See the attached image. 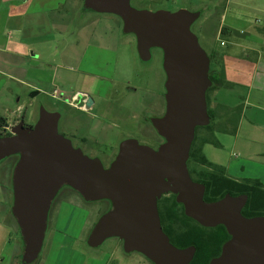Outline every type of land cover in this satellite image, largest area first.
<instances>
[{"label": "water", "instance_id": "water-1", "mask_svg": "<svg viewBox=\"0 0 264 264\" xmlns=\"http://www.w3.org/2000/svg\"><path fill=\"white\" fill-rule=\"evenodd\" d=\"M84 10L119 16L124 32L136 36L142 61H150L154 49L162 50L166 111L151 123L164 142L153 148L135 138L124 140L107 168L60 133L59 112L42 107L32 127L22 118L11 135L0 137V163L19 156L12 173V215L23 242L21 264L39 259L52 203L64 186L86 202L111 204L89 234L91 248L118 238L125 253H140L153 264H191L196 247H176L162 226L158 202L173 194L187 217L205 228L227 230L230 239L210 264H264V217L243 215L249 196L227 194L207 202L206 186L189 171L196 129L211 124V59L192 30L201 12L138 10L132 0H84ZM89 102L90 108L92 97Z\"/></svg>", "mask_w": 264, "mask_h": 264}, {"label": "rangeland", "instance_id": "rangeland-1", "mask_svg": "<svg viewBox=\"0 0 264 264\" xmlns=\"http://www.w3.org/2000/svg\"><path fill=\"white\" fill-rule=\"evenodd\" d=\"M132 6L138 10H148L154 12L158 10H168L175 12L180 9H186L190 12H201V17L193 25L192 30L198 36L202 47L205 50L208 49L209 51L211 50L212 43H215V40L218 42L213 28L214 26L216 27L220 22L221 15L225 12V9V14H227L229 18L239 20L240 22L245 21L251 23V31H253L252 35H258L257 38L262 37L260 36L259 31L262 29L264 30V0H132ZM72 9L73 7L70 6L69 3L66 7V11L64 12H67V14L63 13L62 18L59 16L60 13L52 14L51 18L53 19L54 24L57 18L67 19V25L64 27V29L67 28L66 30L68 31L62 34L58 31H55L54 28V31L51 33L53 36V53L49 56V59H46V57L43 56L42 59L46 62H38L32 65L33 67H36L38 71L40 68L37 66H42L41 69H43L44 73L38 72L37 74H42L46 77V75L50 76V71L51 74L53 72L56 73L58 68L57 66L60 65V63L63 64L64 62L63 55L68 56V58H65L66 62L67 60L71 59V54H73V52L68 53L71 50L77 53L79 60L87 51L85 54L87 59L89 60L95 56V61H97L98 64L101 61L102 66L99 67L96 64L94 66L86 65L85 68H83L84 71H90L93 74H99L112 78L114 75H117V71L128 75L133 69L132 82L125 84L116 81L113 83L110 79H108V83H113L116 85V87L121 89V93L114 97L115 100L120 102L116 107V112L108 116L114 117L121 112L125 116H128L127 109L124 107H127V105H129L131 102L138 105V102L143 104V102L148 101L149 104L154 103L155 108V101H157V89H160V87L163 85L164 92L166 91L165 83L167 77L163 68L162 50L154 49L152 51V59L148 62H144L140 59L138 54L136 36L134 34H127L124 32V24L119 16L114 14H101L94 11H85L82 6H79V16L77 20H73L74 18L72 17ZM208 18H210L211 25L209 26V31L206 35L201 29V26L202 23H204ZM245 28L244 30H249ZM78 38L79 41H81L80 45L76 44ZM222 39L223 38L221 37L220 40ZM124 42H126L127 45L124 44ZM262 42L258 41L256 45L260 52L264 54V41ZM64 45H69L71 49H68L69 51L67 52L65 49H63ZM88 45L92 47L90 48ZM129 46L131 48H129ZM62 49L64 53L62 52ZM129 49L134 50L135 59L133 62L128 59ZM32 56H34L32 59H38L41 55L37 54ZM75 56H73L74 59L76 58ZM78 58H76V60ZM116 60L119 65L116 64ZM108 62H110V66H106ZM31 73H36V71H32ZM30 76L31 77H29L28 80L29 83L38 84L42 89L40 90L41 93L34 97L31 96L32 93L38 90L17 84L8 76L0 75V114L9 119L10 126L16 124L22 118L30 124H36L39 119V114L42 107L50 112L56 110V112L59 113L67 109V107L64 106L65 103L50 96L49 93H52L56 88H53L50 84L45 82L49 80L48 77L40 78L39 76L33 74ZM61 77L58 80L57 86L60 87L59 90L64 94L63 79L61 80ZM89 81L95 82V84L100 82V84L105 89L108 87V83L104 80L90 78ZM83 87L89 89L91 86L89 82L85 81ZM127 87L128 89L126 91ZM131 87L140 88L139 93L137 95L131 94L129 91ZM79 89H82V87L79 86ZM76 91L70 93L68 92V94L72 95ZM221 91H224V89ZM214 94L215 92L212 94V98ZM238 94L242 96L241 92ZM257 96L259 95H254V99ZM218 98L219 100L223 99L221 93L219 94ZM234 99L237 98H232V100L224 99V101L230 105L235 103ZM257 103H262V105H260L261 108L257 109L253 107L250 108L248 112H246V117L250 120H244V132H242V136L254 138L256 143L249 144L244 139V137H241L239 145L240 147L253 145L255 146L256 151L264 153V129L259 128L255 132H246L248 131L246 128L250 126L248 124L254 119L256 122H258L259 126H264V95H262L260 99L257 100ZM120 105H123L124 107H120ZM19 106L21 107L20 110H18ZM240 106L243 107V105ZM103 112L106 113V111ZM103 112H101L100 115L103 114ZM164 112L165 106L163 109L159 108L156 112H150L149 116H157L158 114L162 115ZM90 117L93 119L99 118V116L96 114ZM88 120L89 118H81L80 123H86ZM76 122H79V120L75 121V123ZM84 126L87 125L84 124ZM59 131L61 134L63 133L61 132L62 129L60 126ZM70 133H72V135L67 133L66 137L73 141V144L76 148L82 149L84 154L91 158H99L107 168L110 166V162L118 154L119 146L124 140L135 138L143 145H148L153 148L158 146L156 143V141H158V136L151 127H149V131L146 132L148 133L147 136L141 132ZM220 134L223 133H217V139L218 137L221 139ZM74 137L78 138L79 140L82 139V137L85 139L94 140L96 137L97 142L93 141V143H97V146L93 148L91 147L92 149L89 147L83 148V146L80 145L78 140L76 141ZM152 139H154V141ZM259 157L260 158L254 160L255 164L252 165V168L257 173L264 175V164L261 163L262 161L264 162V156ZM11 166H14V162L12 160L0 163L1 172L3 173L5 168H10ZM2 175L3 174H1V178ZM78 198L81 201L82 207H73L72 204H66L61 208L60 215L58 216V218H60L59 226L61 227V230L64 232L66 231L67 235L70 237L69 240H64L63 238L58 240L60 243L58 247L62 245L63 251L60 252L59 250L51 254V245L54 242L56 230L55 211V214L53 213L51 216L50 226L46 234L43 250L35 264H149L147 259L140 253H125L123 249V242L118 238L108 239L98 248L89 247L87 242L89 234L101 215H103V213L108 210L109 205L106 202L86 203L80 197ZM75 201H77L76 198L73 202ZM74 205L77 204L74 203ZM20 240L22 252L23 242L21 233ZM117 258L118 260H116ZM121 258L123 260H121Z\"/></svg>", "mask_w": 264, "mask_h": 264}, {"label": "crops", "instance_id": "crops-1", "mask_svg": "<svg viewBox=\"0 0 264 264\" xmlns=\"http://www.w3.org/2000/svg\"><path fill=\"white\" fill-rule=\"evenodd\" d=\"M69 3L70 6L73 7V20H77L79 16V6H82L84 9V0H0V75L8 76L17 84L28 86L31 89L38 90L39 94L41 93V87H39L38 84L29 83L28 80L29 77H31V74L39 76L40 78L45 77L42 74H37L38 72H44L43 69H41L42 66H37L40 68L38 71L36 67H33L32 65L38 62H46L42 59L43 56H45L46 59H49V56L53 53L54 46L51 33L54 31V28L55 31L62 34L68 31L66 30L67 28L64 29L67 25V19L57 18L54 24L51 16L54 13H60L59 16L62 18ZM225 12L222 13L220 22L216 27L214 26L213 30L219 42L218 43L217 40H215L216 47L225 53L224 64L226 76L227 80L233 85V87L224 89V91L219 90L215 92L212 98V105L223 104L228 107L243 105L244 111L237 134L235 136L220 134L221 139L218 137V140L221 147L217 148L213 145H206L204 147V153L209 161L224 168L230 178L237 181L254 179L259 180L264 184V175L257 173L252 168V165L255 164L254 160L260 158L259 156H264V153L256 151V148L253 145L243 147H240L239 145L241 137H244L242 136V132H244V120L249 119L246 117V112L253 107L260 109V105H262V103H257V100L264 95V54H262L257 48L256 43L258 41H264V30L262 29L259 31V34L262 37L257 38L258 35H252L253 31H251V23L245 21L240 22L239 20L229 18ZM64 14H67V12ZM210 18L206 19L201 26V29L206 35L209 31L208 28L211 25ZM245 27L249 30H244ZM223 29L227 30L228 37L220 40ZM245 36L247 37L244 38ZM221 42H225V45L222 46ZM76 44H81L79 38L77 39ZM124 44L127 45L126 42H124ZM68 46L69 45H64L63 48L67 52L69 51L68 49H71V47ZM89 47L91 48L92 46ZM129 48L131 47L129 46ZM71 52H73V54H71V59L66 62L65 58H68V56L63 55V64L60 63V65L57 66L56 73L53 72L51 74L50 71V76L46 75L49 80L46 79L48 81L45 82L50 84L53 88L59 89L60 87L57 86V84L59 78L62 76L61 80L63 79L64 94L76 90L82 91L93 98V103L91 113H86L82 111H73L64 101H62L65 103L64 106L67 107L66 110L60 112V127L64 134L68 133L69 135H72L70 132L139 133L142 114L144 112H156L162 107L164 97L163 85L160 89H157L155 108L154 103L149 104L148 101L143 102V104H140L137 101L138 105L131 102L127 107L120 105V107L127 109L128 116H125L122 112L114 117L108 116L116 112V107L120 103L115 100L114 97L121 93V89L116 87L113 83L116 81L125 84L132 82L133 69L128 75L117 71V75H114L112 78L93 74L90 71H84L83 68H85L86 65L94 66L95 64L101 67V61L98 64L97 61H95V56L88 60L85 56L87 51L80 60L76 52L71 50L68 53ZM37 54H40L41 56H39V58L37 56L38 59H32L34 57L32 55ZM73 56L78 59H74ZM134 57V50L129 49L128 59L133 62L135 59ZM116 64L119 65L117 60ZM110 65V62H108L106 66ZM32 71H36V73H31ZM90 78L104 80L107 83L108 79H110L113 83H108V87L105 89L100 82L95 84V82L89 81ZM85 81L89 82L91 86L89 89L83 87ZM79 86H81L82 89H79ZM127 89L128 87L126 88V91ZM139 89L140 88L137 87H131L129 91L131 94L137 95ZM240 92L242 93V96L238 94ZM220 93L222 94L223 99L219 100L218 96ZM254 95H259L260 97L257 96L254 99ZM235 97L237 98L234 99L235 103L230 105L224 101V99L232 100V98ZM88 104H91V102L88 101ZM20 109L21 107L19 106L18 110ZM103 111H106V113ZM101 112H103V114L100 115ZM95 114L98 115L99 118L93 119L90 117ZM0 116L3 115L0 114ZM81 118H89V120L86 123H80ZM77 120H79V122L75 123ZM84 124L87 126H84ZM248 125L250 126L246 128L248 129L246 132H255L259 128L264 129V126H259L255 119L251 120ZM74 138L76 141L78 140L83 148L89 147L92 149L97 146V143H93V141L97 142L96 137L94 140L85 139L83 137L80 140L76 137ZM244 139L249 144L256 143L254 138L244 137ZM261 163L264 164L263 161ZM11 169V167L5 168L3 173L0 169V264H19V256L22 253L20 229L19 227H15L12 218L13 194ZM1 174H3L2 178ZM61 238L64 240L70 239L66 231L64 234H58L56 232L54 235V242L51 246V254L59 250L60 252L63 251L62 245L58 247V245H60L58 240ZM118 258L116 260H118ZM121 260L123 259L121 258Z\"/></svg>", "mask_w": 264, "mask_h": 264}, {"label": "trees", "instance_id": "trees-1", "mask_svg": "<svg viewBox=\"0 0 264 264\" xmlns=\"http://www.w3.org/2000/svg\"><path fill=\"white\" fill-rule=\"evenodd\" d=\"M226 31L225 29L222 30V38L228 37ZM215 43H212L210 51L206 50L211 59L210 79L212 86L207 92L211 124L196 129V136L188 161L189 171L195 182L206 186L205 201L214 202L224 198L227 194L233 196L246 194L249 196V200L243 209V215L247 218L264 217V184L254 179L237 181L230 178L224 168L209 161L204 153L206 145H213L217 148L221 147L217 139V133L232 136L237 134L244 111L242 106L228 107L223 104L212 106V94L214 92L233 87L226 76L225 53L219 50ZM8 127L9 119L0 116V137L11 135L7 131ZM149 127L155 132L151 124H149ZM142 133L145 136L148 135L146 132ZM155 133L158 136L156 143L158 145L163 143L164 140L157 132ZM152 140L154 141V139ZM11 160L14 162V166H11L13 170L19 160V156L10 157L6 161ZM172 197L176 208L174 207L171 210L161 208L159 211L165 233L178 248H188L189 246L197 248V253L191 264H209L212 258L221 253V247L230 239L227 230L223 226L217 228L202 227L196 221L187 217L183 205L176 201L175 195L172 194ZM12 218L15 227L18 228L15 218L13 216ZM166 226L169 230L166 229ZM179 241L182 243H179ZM19 264H21L20 256Z\"/></svg>", "mask_w": 264, "mask_h": 264}, {"label": "flooded vegetation", "instance_id": "flooded-vegetation-1", "mask_svg": "<svg viewBox=\"0 0 264 264\" xmlns=\"http://www.w3.org/2000/svg\"><path fill=\"white\" fill-rule=\"evenodd\" d=\"M84 93V92H82V91H76L75 93ZM74 93V94H75ZM165 93H166V91L164 92V97H163V103H162V109H163V107L165 106V111H166V100H165ZM86 94V93H85ZM73 95V94H72ZM72 95H70V94H66V98H65V103L70 107V109L71 110H73V111H82V112H86V113H91V108H92V106L89 108L88 107V101H89V97H91L90 95H88L87 94V100L85 101V102H83L82 103V100H79V101H77V102H75V104L76 105H78V107L77 108H73L72 107V105H71V102L69 101V98L72 96ZM81 107H83V108H81ZM52 112H56V111H52ZM165 114V112L162 114V115H155V116H149V112H144L143 114H142V116H141V124H140V129H139V132H148L149 131V124H151V126H153L152 125V123H151V119L152 118H160V117H162L163 115ZM24 120V122H25V126L26 127H32V126H34L35 124H30V123H28L27 121H25V119H23ZM22 121V119L19 121V122H17L16 124H14V125H12V128L13 127H15V126H17L20 122ZM59 126H60V123H59ZM154 128V127H153ZM154 130H155V128H154ZM61 132H63V130L61 131ZM155 132H157L156 130H155ZM64 136H66V134H64V133H62ZM73 142V141H72ZM160 145V144H159ZM158 145V146H159ZM157 146V147H158ZM157 147H155V148H157ZM117 156V155H116ZM116 156H115V158H116ZM115 160V159H114ZM113 160V161H114ZM112 161V162H113ZM111 162V163H112ZM78 197H80L83 201H85L84 199H83V197L78 193V192H76L75 190H73L71 187H69V186H64L61 190H60V192L58 193V195H57V197L55 198V200L53 201V203H52V206H51V209H50V213H49V222H48V229H49V226H50V220H51V216H52V214L54 213L55 214V211H56V215H55V222H56V230H55V233L57 232L58 234H64L65 232L64 231H62L61 230V227L59 226V221H60V218H58V216L60 215V211H61V208L64 206V205H68V204H72V206L73 207H82V204H81V201H80V199L78 198ZM77 199V201H75V202H73L74 201V199ZM86 202V201H85ZM101 202H107V201H101ZM101 202H99V203H101ZM74 203L75 204H77V205H74ZM86 203H89V202H86ZM108 203V205H109V208H108V210L107 211H109L110 209H111V204L109 203V202H107ZM175 207V203L173 202V197H172V194H169V195H164L160 200H159V202H158V209H159V211L161 210V208L162 209H165V208H168V210H171V209H173ZM176 208V207H175ZM106 211V212H107ZM105 212V213H106ZM57 218H58V220H57ZM166 229L167 230H169L168 229V227L166 226ZM48 232V231H47ZM179 243H182V242H180L179 241ZM52 246V245H51ZM189 247H191V246H189ZM223 247V246H222ZM222 247H221V251H222ZM180 249H185V248H180ZM197 249V248H196ZM196 253H197V251H196ZM221 254V253H220ZM219 254V255H220ZM218 255V256H219ZM218 256H216V257H218ZM216 257H214V258H216ZM146 258V257H145ZM147 259V258H146ZM213 259V258H212ZM211 259V260H212ZM194 260V259H193ZM211 260H210V262H211ZM147 261H148V263L149 264H153L151 261H149L148 259H147ZM210 262H209V264H210ZM192 263V262H191Z\"/></svg>", "mask_w": 264, "mask_h": 264}, {"label": "built area", "instance_id": "built-area-1", "mask_svg": "<svg viewBox=\"0 0 264 264\" xmlns=\"http://www.w3.org/2000/svg\"><path fill=\"white\" fill-rule=\"evenodd\" d=\"M221 45L224 46L225 42H221ZM50 96L54 99H59L61 101H65L66 98V94H63L59 89H54L53 92L50 94ZM87 94L85 93H75L73 94L70 98L69 101L71 102V105L73 108H77L78 105L75 104V102L82 100V103L85 102L87 100ZM83 108V107H81ZM12 130V126H9L7 128V131L11 133Z\"/></svg>", "mask_w": 264, "mask_h": 264}]
</instances>
